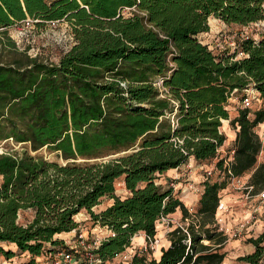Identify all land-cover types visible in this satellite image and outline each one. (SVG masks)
<instances>
[{
	"label": "trees",
	"instance_id": "1",
	"mask_svg": "<svg viewBox=\"0 0 264 264\" xmlns=\"http://www.w3.org/2000/svg\"><path fill=\"white\" fill-rule=\"evenodd\" d=\"M212 16L264 24V0H0V141L22 145L0 153L2 255L27 254L18 264H37L65 247L60 236L78 228L84 210L113 233L94 250L107 261L139 232L154 237L160 218L179 209L190 221L167 232L159 258L133 262L223 263L220 191L247 173L253 193L264 188V133L254 130L264 121V26L258 39L215 54L201 40ZM28 19L38 27L66 22L73 40L58 62L30 57L11 36ZM250 87L262 105L252 119L241 108L230 120L233 158L216 163L225 179H205L190 213L157 174L215 158L228 100ZM120 178L124 197L116 194ZM105 197L112 202L95 211ZM248 242L254 251L238 264H263L264 230Z\"/></svg>",
	"mask_w": 264,
	"mask_h": 264
},
{
	"label": "rangeland",
	"instance_id": "2",
	"mask_svg": "<svg viewBox=\"0 0 264 264\" xmlns=\"http://www.w3.org/2000/svg\"><path fill=\"white\" fill-rule=\"evenodd\" d=\"M263 26L264 24L262 22L245 26L235 23H225L221 19L212 16L209 18V31L208 33L201 35V40L203 42H207L208 46L215 54H231L237 49V43L241 38L251 36L254 39H258L261 31L263 30ZM10 34L21 49L26 48V51L30 57L37 58L46 63L58 62L61 54L70 48L73 40L68 25L64 21L47 23L41 27L35 26L33 23H29L28 25H19L13 27L10 30ZM240 56L241 54L237 53L236 58H239ZM156 84L159 85V81ZM243 93L244 92H240L229 98L228 104L226 106L229 112V117L233 116L234 113L237 114L239 109L244 108L242 104ZM259 104L262 105L260 98L258 101H253V103L250 105L249 110L253 116L254 111L259 109ZM254 130L258 134V126L257 128L255 127ZM20 146L22 145H16L10 140L0 141V153L12 152L13 150L20 151L22 149ZM232 147L233 143H224L219 148L217 156L210 160L197 161L194 158H190L188 163L185 165L184 170H179L177 174H157L156 183L161 184L164 187H171L173 189V195L183 202L190 213H195L198 207V202L196 199L199 196L200 188L198 187L199 182L192 178L191 172H198L203 180L207 178L211 181L224 180V173L216 167V163L221 158L225 160V165V162H230L233 158V154L231 153L233 149ZM42 153L46 154L48 158L53 157L51 154L48 155L45 151H42ZM259 159H261V157ZM207 170H213L210 176L206 175ZM246 175H249L250 177V174L247 173L239 177L231 178L224 188L225 191H220L222 197L227 196L230 198L229 201L231 203V206H229V210L231 211L229 213L230 215L222 220V224L224 226L222 231L227 236V242L223 247V251L225 252L226 256L222 264H238V257L234 258V254L241 252L243 244H241L239 247H234L229 243L239 240L242 243V239H244V237L248 234L247 232H249V234L253 233L256 235L258 233V229L247 230V228L253 222H255V220H258L257 223H259L264 219V201L261 202L258 197H250L252 194H247V189L245 186L248 183L249 177L246 178ZM122 182L123 181L121 178L117 181L116 194L124 197L127 192L120 189V183ZM111 202L112 200L109 198H102L100 204L95 206L93 209L95 211H99L108 206ZM257 207H259L258 211H254V209ZM75 220L78 223V228L73 233L67 234L68 236L65 237L66 242L76 243V235L78 233H82L90 240H92L95 235L104 234V228H99L97 225H95L90 219L88 213L84 210L75 216ZM189 221L190 219L183 221L182 213L179 209H176L174 213L165 216L164 220L160 219L157 226V233L155 235L159 238V244L157 247L158 249L156 248L155 250H152L148 247L141 253V255L145 254L147 257L151 258L153 257L155 251L156 253H159L160 247L162 245V239H164V236L167 234V232L176 226L186 225ZM246 221H249V223L244 224ZM219 228L221 229L220 225ZM160 231L163 232V235H159ZM247 239L246 241L248 242ZM205 243H207V241ZM1 246L5 249L12 248V250H15L14 246L12 245L7 246L5 244H1ZM48 256L49 255L47 253H44L37 257L36 261L39 264H45L48 261ZM28 257L29 256L27 254H16L13 257L7 259L0 253V264H18L19 262L28 259ZM262 263L264 264V255L262 258Z\"/></svg>",
	"mask_w": 264,
	"mask_h": 264
},
{
	"label": "built area",
	"instance_id": "3",
	"mask_svg": "<svg viewBox=\"0 0 264 264\" xmlns=\"http://www.w3.org/2000/svg\"><path fill=\"white\" fill-rule=\"evenodd\" d=\"M59 21H52L50 23H55ZM31 23V20H26L25 25ZM72 37V36H71ZM160 85V81H159ZM259 100V92L253 88H248L244 90L242 96V104L244 108H249L253 101ZM233 154V150L231 151ZM222 159V158H221ZM223 161H225L223 159ZM227 164V162H225ZM213 170H207L206 175H211ZM245 188L247 189V194H252L250 197H258L261 202L264 201V188L258 193H252L253 186L246 184ZM259 207L254 209L258 211ZM160 219L164 220L165 216H162ZM249 221H246L244 224H248ZM104 234L95 235L92 240L84 236L82 233H78L77 242H66L65 247L59 249L55 253L48 254V261L45 264H135L133 262L134 257L140 256L143 251L148 247L152 250H155L159 244V238L147 237L144 234V242L142 244L130 245L124 248L122 251L116 253L109 261H103L98 258L94 250L98 247L103 239L113 235L109 229H104ZM134 238V237H133ZM132 238V240H133ZM37 264H39L37 262Z\"/></svg>",
	"mask_w": 264,
	"mask_h": 264
},
{
	"label": "crops",
	"instance_id": "4",
	"mask_svg": "<svg viewBox=\"0 0 264 264\" xmlns=\"http://www.w3.org/2000/svg\"><path fill=\"white\" fill-rule=\"evenodd\" d=\"M261 107V104H259L258 108ZM237 112V111H236ZM238 115V113H234L233 116H230L229 119H222V125L220 127V130L221 132L224 133L225 137H226V140L224 143L226 144H229V143H233L234 142V139H235V135H236V131H237V128H234L230 125V120L233 119L234 117H236ZM251 116V117H250ZM250 119L253 118V115L252 113H250V115L248 116ZM258 126V136L260 138H262V135L264 133V121L260 124L257 125ZM256 126V128H257ZM232 127V128H231ZM186 164L178 167V168H175V169H170L166 172V175H173V174H177L178 171H182L184 170V167H185ZM191 175H192V178L195 179V181L199 182V185L198 187L200 188L199 189V196L197 197L196 201L198 202V199L200 198V195L203 191V179L201 178V175L194 171L193 173L191 172ZM249 175H246V178H248ZM120 189H122L123 191H126L125 187H124V183H120ZM223 191H225V189H222ZM193 197V196H192ZM230 198L227 197V196H224L222 197V195L220 194V201H219V206L216 210V221L218 222V224L220 225L221 227V230L222 228L224 227L223 224H222V220H224L226 217H228L230 214V210H229V206H231V203H230ZM253 210V208H252ZM251 211V210H250ZM249 213V211H248ZM233 217V216H232ZM258 220H255V222H253L248 228L247 230H257L258 229V233L256 235H254L253 233H250L247 232L248 234L245 236L247 238H255L257 237L263 230H264V219L261 220L259 223H257ZM77 230V229H76ZM75 230L73 231H70L64 235H61L60 237L61 238H64L65 240V237H67L68 235L67 234H70V233H73ZM159 235H163V232H159ZM242 239L243 242L241 243L240 240L239 241H233V242H230L229 244L236 247V246H240L241 244H243L242 246V250L241 252H237L236 254H234V258H237V257H240V256H243L245 254H250L254 251V246L247 242L245 238ZM248 240V239H247ZM144 242V233L142 234V232H139L138 235H136L134 238H133V242L131 243V245H137V244H142ZM169 245V241L167 239V236L165 235L164 236V239H162V245L161 247H167ZM161 254V250H159V253H156V251L154 252V255H153V258H156L158 259L159 256Z\"/></svg>",
	"mask_w": 264,
	"mask_h": 264
},
{
	"label": "bare ground",
	"instance_id": "5",
	"mask_svg": "<svg viewBox=\"0 0 264 264\" xmlns=\"http://www.w3.org/2000/svg\"><path fill=\"white\" fill-rule=\"evenodd\" d=\"M158 249V248H157Z\"/></svg>",
	"mask_w": 264,
	"mask_h": 264
}]
</instances>
